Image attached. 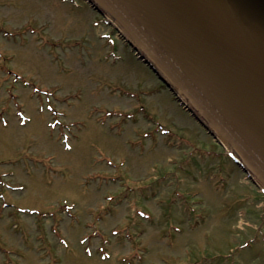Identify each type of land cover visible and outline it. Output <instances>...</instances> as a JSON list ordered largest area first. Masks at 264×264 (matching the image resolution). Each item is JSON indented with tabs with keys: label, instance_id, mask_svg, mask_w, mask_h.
<instances>
[{
	"label": "rangeland",
	"instance_id": "1",
	"mask_svg": "<svg viewBox=\"0 0 264 264\" xmlns=\"http://www.w3.org/2000/svg\"><path fill=\"white\" fill-rule=\"evenodd\" d=\"M0 264H264V193L85 0H0Z\"/></svg>",
	"mask_w": 264,
	"mask_h": 264
},
{
	"label": "water",
	"instance_id": "2",
	"mask_svg": "<svg viewBox=\"0 0 264 264\" xmlns=\"http://www.w3.org/2000/svg\"><path fill=\"white\" fill-rule=\"evenodd\" d=\"M264 190V0H86Z\"/></svg>",
	"mask_w": 264,
	"mask_h": 264
},
{
	"label": "bare ground",
	"instance_id": "3",
	"mask_svg": "<svg viewBox=\"0 0 264 264\" xmlns=\"http://www.w3.org/2000/svg\"><path fill=\"white\" fill-rule=\"evenodd\" d=\"M214 139V138H213ZM214 141H216L215 139H214Z\"/></svg>",
	"mask_w": 264,
	"mask_h": 264
}]
</instances>
